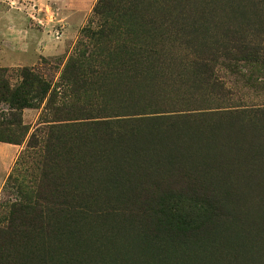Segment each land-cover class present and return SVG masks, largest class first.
Here are the masks:
<instances>
[{"label":"rangeland","instance_id":"1","mask_svg":"<svg viewBox=\"0 0 264 264\" xmlns=\"http://www.w3.org/2000/svg\"><path fill=\"white\" fill-rule=\"evenodd\" d=\"M96 2L0 0V67L7 69L8 80L15 83L21 68H32L55 91V105L77 106L62 70L85 42L82 29H96L101 22L93 13ZM183 2L191 16L202 15L206 32L214 36L211 43L234 44L235 36L223 39L220 35L228 29L247 39L251 35L254 41L263 39L264 44V0ZM214 57L215 72L231 98L214 109L224 113L206 118L217 125L214 157L198 154L181 162L184 169L197 166L201 172L171 178L168 162L148 154L151 144L146 133L140 144L131 141L129 148L109 145L110 151L99 157L93 169L86 154L88 159L84 156L76 165L66 166L55 152L45 156L41 144L26 146L31 133L47 128L48 123L40 120L46 113L43 100L37 107L22 109L28 126L22 143L0 142V219L12 202L33 200L40 191L52 202L64 200L76 207L65 215L50 213L45 221L49 225L41 247L54 263L264 264V113H257L264 111V56L252 61L218 52ZM98 83L94 92L100 95L108 86L103 80ZM111 84L115 88L110 93L120 91L116 83ZM103 105L91 97L85 106L99 109ZM171 128H162L158 136L167 137ZM107 141L103 139L94 150ZM144 148H150L146 156ZM148 163L156 166L151 169ZM167 186L182 218L195 223L193 228L175 231L160 213L156 203Z\"/></svg>","mask_w":264,"mask_h":264},{"label":"trees","instance_id":"2","mask_svg":"<svg viewBox=\"0 0 264 264\" xmlns=\"http://www.w3.org/2000/svg\"><path fill=\"white\" fill-rule=\"evenodd\" d=\"M93 13L101 22L96 29H82L85 42H80L62 70L61 77L69 82L68 90L77 106H66L65 102L55 105V91L32 68H21L20 80L11 83L7 69L0 67V142L22 143L28 133L22 109L37 107L45 100L46 113L40 120L48 123L47 128L31 133L26 146L41 144L45 156L55 152L66 166L89 155L93 169L99 157L110 151L109 145L129 148L131 141L140 144V138L147 134L151 149L144 148L143 155L150 149L151 159L168 162L171 178L201 172L197 166L184 169L181 162L198 154L214 157L211 149L217 141V125L206 118L224 113L214 109L231 98L215 72L214 55L222 52L233 59L257 61L264 56L263 39L254 41L253 35L247 39L226 29L221 37L235 36L234 44L211 43L214 36L206 32L202 15L191 16L183 0H97ZM101 80L108 91L99 95L94 90ZM112 82L120 87L119 92L110 93L115 88ZM91 97L104 105L99 109L86 107ZM180 123L186 125L181 127ZM162 128L174 130L161 137ZM103 139L109 141L95 151ZM96 152L99 154L94 158ZM200 165L208 169L207 164ZM148 166L154 169L156 163ZM153 184L157 187L159 182L154 179ZM160 193L156 206L169 227L175 231L193 228L195 223L182 218L173 191L167 186ZM149 197L153 199L154 192ZM51 198L39 191L33 200L9 205L0 219V264H60L46 258L41 247L46 238L42 236L44 228L49 225L45 221L50 213L65 215L76 207L64 200L52 202Z\"/></svg>","mask_w":264,"mask_h":264},{"label":"crops","instance_id":"3","mask_svg":"<svg viewBox=\"0 0 264 264\" xmlns=\"http://www.w3.org/2000/svg\"><path fill=\"white\" fill-rule=\"evenodd\" d=\"M9 144V143H8ZM10 145H13V144H10Z\"/></svg>","mask_w":264,"mask_h":264}]
</instances>
